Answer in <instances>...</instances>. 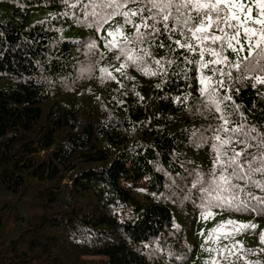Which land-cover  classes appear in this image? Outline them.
I'll return each mask as SVG.
<instances>
[{
	"label": "trees",
	"instance_id": "obj_1",
	"mask_svg": "<svg viewBox=\"0 0 264 264\" xmlns=\"http://www.w3.org/2000/svg\"><path fill=\"white\" fill-rule=\"evenodd\" d=\"M80 7L0 0V264H187L202 211L192 179L214 155L193 66L167 75L129 67L124 79L116 50L100 39L119 18L97 36L76 22ZM39 8L51 16L28 24ZM70 30L75 37H65ZM92 41L95 49L86 47ZM151 53L167 56L159 43ZM228 87L235 119L264 127V85ZM124 209L131 217L119 220ZM211 211L264 225L249 212ZM259 235H236L255 252L250 264H264Z\"/></svg>",
	"mask_w": 264,
	"mask_h": 264
},
{
	"label": "snow or ice",
	"instance_id": "obj_2",
	"mask_svg": "<svg viewBox=\"0 0 264 264\" xmlns=\"http://www.w3.org/2000/svg\"><path fill=\"white\" fill-rule=\"evenodd\" d=\"M62 2L73 9L81 5L77 15L82 18L76 22L94 29L97 36L104 25L119 18L115 27L105 29L100 39L104 47L116 50L119 67L114 70L124 79H130L125 75L129 67L145 75H167L169 69L176 71L173 65L193 66L199 85L200 111L210 121L204 132L211 135L202 136L204 142L211 140L214 153L208 171H196L192 179V188L200 193L197 198L201 201L198 205L201 215L208 219L213 215L211 209L216 208L264 216V127L248 123L243 116L235 119L240 108L233 106L228 87L242 80H250L253 89L264 85V0ZM125 28H131L132 32L126 33ZM156 43L166 51V57H153L151 48ZM86 47L95 49L96 41ZM150 62L156 66L151 73L147 69ZM100 71L109 79L113 78L107 69L100 68ZM187 71L185 67L184 72ZM189 95L183 99L187 101ZM259 95L264 97V93ZM177 99L180 98L173 102ZM224 225L232 227L224 229ZM256 227L251 222L228 220L209 230V237L213 232L218 233L213 238L215 244L221 237L229 240L243 230ZM209 237H205L201 248L212 253L211 264H235L233 258L250 264L246 255H255L252 249H244L239 241L205 248ZM258 241L264 245V230ZM260 251L264 252V248ZM251 264H260V261Z\"/></svg>",
	"mask_w": 264,
	"mask_h": 264
},
{
	"label": "rangeland",
	"instance_id": "obj_3",
	"mask_svg": "<svg viewBox=\"0 0 264 264\" xmlns=\"http://www.w3.org/2000/svg\"><path fill=\"white\" fill-rule=\"evenodd\" d=\"M51 14H52V12L48 8L36 9V10L32 11L30 13V15L28 16L27 23L30 24V23H33L35 21L43 20V19L51 16ZM75 34H76V30H70V31H67V33L65 34V37H75ZM144 189H145V181L144 180L138 181L137 187L135 190V194H134L138 201L141 200V194L143 193ZM129 212H130L129 209L118 210L117 216H118L119 220H125L127 218H130L131 215L129 214ZM211 212L213 213V215L208 219H204L202 217L201 213H199L197 215L195 241H196L198 250H197V253L194 256V258H192L187 264H204V261H206V260L208 261V264H211L210 257L212 256V253L208 252V251H204L201 248V244L204 243L205 237H209V230L214 229V228H218L222 224V222L228 221V220H233V221H236L238 223H247L246 221L241 220L239 218L227 217V216L219 214L218 212H215V211H211ZM251 223H254V222H251ZM254 224H256L257 227L255 229L249 228L251 231L261 233V230H264L263 224H259V223H254ZM231 227H232V225H224V229H228ZM224 229H222L221 231H223ZM201 232L203 233V235H201ZM243 233H244V230L239 233L240 236H242ZM236 235L232 236L229 240H225L221 237L214 244L213 238L217 237L218 233L213 232L212 236L208 238L207 244H205L204 246H205V248L214 247V246L223 247L225 244H231L232 242H234L237 238ZM94 260H98V259H94Z\"/></svg>",
	"mask_w": 264,
	"mask_h": 264
}]
</instances>
